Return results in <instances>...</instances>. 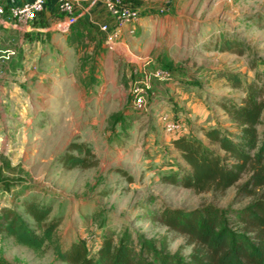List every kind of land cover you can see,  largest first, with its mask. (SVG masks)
Returning a JSON list of instances; mask_svg holds the SVG:
<instances>
[{
	"label": "rangeland",
	"instance_id": "rangeland-1",
	"mask_svg": "<svg viewBox=\"0 0 264 264\" xmlns=\"http://www.w3.org/2000/svg\"><path fill=\"white\" fill-rule=\"evenodd\" d=\"M134 1L143 8L147 26L135 27L131 42L108 43L90 21L110 22L102 3L97 6L109 15L107 20L95 8L65 31L57 26L63 20L57 13L47 15L44 23H28L31 53L39 38L40 46L45 45L28 69L39 67L40 76L46 75L41 82L31 76L25 84L10 78L7 92L16 86L18 91L11 92L23 97L22 102L12 101L10 93L7 102L1 101L0 93V225L4 212L13 210L35 229L36 222L24 211V200L30 197L52 205L49 220L58 221L57 234L65 247L82 241L94 253L104 237L113 236L116 242L126 238L134 245L140 264L150 260L145 247L185 264L199 245L161 221L166 209H242L260 198L264 188L254 195L240 193L250 172L224 191L199 192L166 182L164 177L183 161L161 112L171 109L184 123L183 134L215 149L203 128L221 124L238 132L225 105L230 100L240 104L249 94L264 101V0ZM147 59L151 66L171 70L173 80H155L158 97L148 111H138L129 94L132 70ZM17 66L23 65L8 64L4 71L19 75ZM227 72L239 75L240 81L229 80ZM174 85L188 94L182 102L167 93ZM262 120L261 139L264 113ZM76 142L93 150L95 165L64 162L67 152L78 154L70 150ZM229 219L238 226L234 216ZM1 229L0 261L71 264L52 245L37 252Z\"/></svg>",
	"mask_w": 264,
	"mask_h": 264
},
{
	"label": "trees",
	"instance_id": "trees-1",
	"mask_svg": "<svg viewBox=\"0 0 264 264\" xmlns=\"http://www.w3.org/2000/svg\"><path fill=\"white\" fill-rule=\"evenodd\" d=\"M232 49V44H228ZM231 81L240 76L228 73ZM238 132L228 131L221 124L203 128L206 144L196 136L182 134L173 138L172 144L180 155L183 166L176 164L164 180L171 184L202 192L210 189L224 191L238 182L245 173L251 176L242 187V194L254 195L264 188V137L258 125L263 123L264 101L249 94L242 103L230 100L225 105ZM64 162L71 166L91 167L96 164L93 150L85 143H73ZM224 152V154L222 153ZM24 200V211L36 222L33 229L16 211L6 210L1 231L37 252L52 245L54 252L71 264H140L136 248L126 238L118 242L113 236L104 237L99 248L90 253L82 241H73L66 247L57 234L59 223L49 220L53 210L49 203L37 199ZM235 217L238 226L233 225ZM161 221L171 229L189 236L199 247L185 264H264V192L252 205L242 209H223L206 205L190 211L166 209ZM150 258L144 264H182L174 256L164 255L145 247ZM0 264H7L0 261Z\"/></svg>",
	"mask_w": 264,
	"mask_h": 264
},
{
	"label": "built area",
	"instance_id": "built-area-1",
	"mask_svg": "<svg viewBox=\"0 0 264 264\" xmlns=\"http://www.w3.org/2000/svg\"><path fill=\"white\" fill-rule=\"evenodd\" d=\"M101 3L113 19V24L98 25L99 30L106 35L108 43L120 39L124 29L129 25L133 26L143 13V8L134 0H55L57 13L63 16V20L57 23L59 30L69 29L83 15L91 14V11ZM46 5L47 0H30L20 3L12 1L9 6L0 2V16L8 13L19 23L28 24L35 22L45 12ZM130 31L134 33L135 28L132 27ZM132 75L134 79L129 94L132 98L133 108L138 111H148L153 105V100L158 97L153 86L155 80L160 82L173 80L171 70L165 67L151 66L149 59L144 60L140 67L134 68ZM161 117L168 133L175 134V137L183 134L184 123L172 116L171 109L166 108L161 112Z\"/></svg>",
	"mask_w": 264,
	"mask_h": 264
},
{
	"label": "crops",
	"instance_id": "crops-1",
	"mask_svg": "<svg viewBox=\"0 0 264 264\" xmlns=\"http://www.w3.org/2000/svg\"><path fill=\"white\" fill-rule=\"evenodd\" d=\"M12 1L15 2H23V1H30V0H0V2L2 4H5L6 6H9L10 3H12ZM100 6V5H98ZM96 7L95 11H97V15L101 16L103 15V19L107 20L109 15H104L102 14V8L99 9V7ZM104 10V9H103ZM55 14L57 13V8H56V4H55V0H47V5H46V10L43 14H41V16L36 20L40 23H44L46 22L47 19H45L47 17V15L49 16V14ZM104 13V12H103ZM58 14V13H57ZM109 24H113V19L109 17ZM35 21V22H36ZM90 21L92 23H97L98 25L106 23V22H102V23H98L97 21H95L94 19H90ZM35 24V23H34ZM76 24V23H75ZM74 24V25H75ZM73 25V26H74ZM141 27L142 29H145L147 24L146 21L141 17L136 23L133 24V26L129 25L124 29V33L122 34L121 38L124 42H131L133 41L132 39L134 37H132L131 31L130 29L132 27ZM38 30H42L40 28H37ZM30 30L31 27L29 24H23V23H19L16 19L10 17V15L8 13H6L3 16H0V64H1V69H0V93L2 94V98L1 101L7 102V99H5V96L10 93L11 94V98L12 101H14L15 103H19L22 102L23 100L20 97L19 94H15V96H13L14 94L11 91H18L19 88H17L16 86H12V89L8 91V82L10 81V78H17L18 80H20L21 82H23L22 84H25V81L30 80L31 76H34L37 78V80L43 81V79L45 78V73H43V77H41V73H40V69L37 65H35L37 67V69H28L29 67V63H30V59L33 57H40L42 56V52L40 50H43L45 45H42V41L41 38L38 39V44L36 47V50L31 53V47H30ZM51 30V29H50ZM48 29L46 31V34H42L43 39H46L48 36ZM55 35H52V37H54ZM39 37V36H38ZM46 49V48H45ZM4 64V65H2ZM9 65H23L21 67H16V71L17 74L19 75H12V70L9 71V73H7L6 71H4V68H6ZM133 81V80H132ZM132 84V83H131ZM171 89L167 90V93L169 94L170 92V96L174 97V100L177 101H183L184 100V94L188 95L187 93H184L177 87V86H172L170 87ZM174 89L176 91H174ZM24 90V89H23ZM168 96V95H167ZM166 109V108H165ZM1 143V142H0Z\"/></svg>",
	"mask_w": 264,
	"mask_h": 264
}]
</instances>
